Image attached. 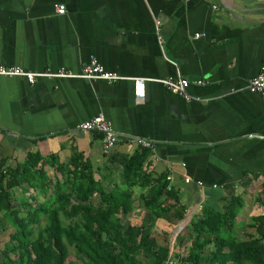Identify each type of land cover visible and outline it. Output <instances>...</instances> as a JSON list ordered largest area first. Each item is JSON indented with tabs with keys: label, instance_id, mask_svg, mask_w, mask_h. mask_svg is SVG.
<instances>
[{
	"label": "crops",
	"instance_id": "0c3cea01",
	"mask_svg": "<svg viewBox=\"0 0 264 264\" xmlns=\"http://www.w3.org/2000/svg\"><path fill=\"white\" fill-rule=\"evenodd\" d=\"M91 58L127 80L0 77V158L14 167L38 151L67 162L75 150L96 179L122 185L120 164L144 140L152 176L166 173L185 208L177 228L238 195L245 234L264 191V91L247 89L264 63V0H0V65L79 73ZM169 77L185 80L193 100L154 82L136 99L132 79ZM98 116L117 134L109 154L78 129ZM133 207L127 222L147 218L137 189Z\"/></svg>",
	"mask_w": 264,
	"mask_h": 264
},
{
	"label": "trees",
	"instance_id": "16d2710c",
	"mask_svg": "<svg viewBox=\"0 0 264 264\" xmlns=\"http://www.w3.org/2000/svg\"><path fill=\"white\" fill-rule=\"evenodd\" d=\"M148 155L140 148L121 162L122 185L96 179L99 170L75 150L67 162L38 151H29L14 167L0 158V231L8 232L1 264H166L170 251L154 237L153 227L161 220L174 229L185 208L166 173L152 176ZM136 189L148 215L130 224L126 216ZM15 191L21 194L16 203ZM260 194L255 202L263 211L246 224L251 232L243 239L236 234L240 196H231L221 211L203 208L175 238L176 264H264V191Z\"/></svg>",
	"mask_w": 264,
	"mask_h": 264
},
{
	"label": "built area",
	"instance_id": "2783aa9c",
	"mask_svg": "<svg viewBox=\"0 0 264 264\" xmlns=\"http://www.w3.org/2000/svg\"><path fill=\"white\" fill-rule=\"evenodd\" d=\"M65 6L57 5L55 7V13L59 16L65 15ZM159 23H156V29L158 28ZM0 77L2 78H23L29 85H34L37 79H83L88 81H99L107 84H117L124 80H127L123 77L118 76L117 74L106 71V69L94 58H91L86 65L82 67L79 73H73L67 69L61 68L55 72L45 71L42 73H31L27 72L18 67H6L0 65ZM135 85V97L138 100H141L144 96L143 88L146 82H154L162 85L170 93L182 98L186 102L193 100L191 96L187 94L186 86L187 82L180 78H166L162 80L154 79H132ZM196 84L201 85L202 82L199 81ZM247 89L256 92L262 93L264 91V63L260 67L259 74L251 79L248 83ZM78 129L81 131L95 133L100 136V142L102 151L104 154H109L110 151L115 147L118 139L117 134L114 131L111 123L106 121L103 116H98L88 121L81 123L78 126ZM137 145L141 149H152V144L144 141L137 140ZM185 182H189L188 179ZM200 184V183H198ZM166 264H176L173 260L169 258Z\"/></svg>",
	"mask_w": 264,
	"mask_h": 264
},
{
	"label": "rangeland",
	"instance_id": "374dc122",
	"mask_svg": "<svg viewBox=\"0 0 264 264\" xmlns=\"http://www.w3.org/2000/svg\"><path fill=\"white\" fill-rule=\"evenodd\" d=\"M13 167V166H12ZM47 171H48V175L53 179V172H52V169H49L48 167H46L45 168ZM20 192H21V190H20ZM20 192L19 191H15V194H16V197H14L13 198V200H14V202L16 203V201H18L19 200V198L21 197V194H20ZM29 193H32V192H29ZM26 195H28V194H25V196ZM24 196V197H25ZM98 196H95V201H94V204H96V205H98L99 204V200H98ZM257 208V213L260 211V212H262L263 211V209L261 208V207H256ZM130 216V215H129ZM130 222V221H129ZM180 224V223H179ZM238 225H240V224H238ZM178 226V225H177ZM154 228V230H153V232H154V237H156L157 238V240L160 242V243H162V244H164L165 243V241H166V243H167V246H168V249H169V251H170V259L171 260H173L175 263H177V261H176V258L174 257V250H173V246H174V241H175V238H176V236L177 235H174V234H176V231H177V227H175L174 229H162L161 227H159V224H155V226L153 227ZM162 231H165V232H167V233H170L169 234V237L168 238H163V237H161L159 234L162 232ZM247 232H251V230H247L246 229V231H245V233H247ZM183 233V231H181L179 234H182ZM178 234V235H179ZM234 234H235V230H234ZM236 234H237V237L239 238V239H243V237H244V234H242L241 232H239V231H237L236 232ZM7 241H8V232L6 231V232H3V231H0V250L3 248V246L7 243ZM173 250V251H172ZM69 254H70V257H71V259L73 260H75V255H74V253H73V250H71V249H69ZM2 263V257L0 256V264Z\"/></svg>",
	"mask_w": 264,
	"mask_h": 264
},
{
	"label": "water",
	"instance_id": "95a60500",
	"mask_svg": "<svg viewBox=\"0 0 264 264\" xmlns=\"http://www.w3.org/2000/svg\"><path fill=\"white\" fill-rule=\"evenodd\" d=\"M182 225H180L178 228H177V231H176V234L175 235H178L182 230H183V227H181Z\"/></svg>",
	"mask_w": 264,
	"mask_h": 264
}]
</instances>
